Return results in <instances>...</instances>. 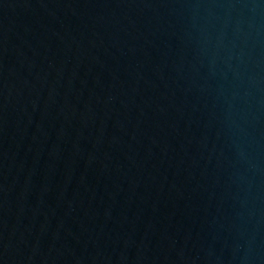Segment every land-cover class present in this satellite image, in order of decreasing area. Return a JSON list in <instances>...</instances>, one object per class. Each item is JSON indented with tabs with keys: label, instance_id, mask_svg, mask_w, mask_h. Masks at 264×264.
I'll return each mask as SVG.
<instances>
[{
	"label": "water",
	"instance_id": "95a60500",
	"mask_svg": "<svg viewBox=\"0 0 264 264\" xmlns=\"http://www.w3.org/2000/svg\"><path fill=\"white\" fill-rule=\"evenodd\" d=\"M0 264H264V0H0Z\"/></svg>",
	"mask_w": 264,
	"mask_h": 264
}]
</instances>
